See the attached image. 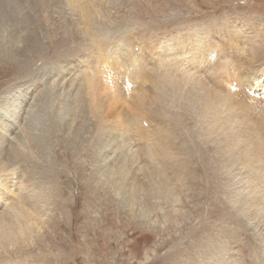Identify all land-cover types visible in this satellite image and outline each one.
Here are the masks:
<instances>
[{
    "label": "rangeland",
    "instance_id": "obj_1",
    "mask_svg": "<svg viewBox=\"0 0 264 264\" xmlns=\"http://www.w3.org/2000/svg\"><path fill=\"white\" fill-rule=\"evenodd\" d=\"M19 1L17 0L16 3L22 11L25 0ZM90 1H96L95 9L98 8L96 11L98 10L97 13H99L98 22L97 19L93 21V26L97 24L96 32L105 34L110 31L116 35L121 29L122 33L123 31L126 33L129 29L135 32L134 35L139 36L133 40L142 38L140 41L144 42L147 52L149 49L155 51V46L161 43L162 35L166 31L169 34L174 28L186 26L190 31L194 30V33L209 29L223 44L226 20L234 22L239 20L251 27L256 26L251 29L252 34L242 38V41L247 42L257 33L256 40L261 38L260 44H264V0ZM52 6L57 7L61 14L55 13L54 19L46 18L47 22L43 21L46 24L44 23L41 34L42 47L37 46L32 51H26V58L22 55L25 48H20L17 56L0 59V99L10 101L3 111L7 109L11 115L10 118L14 117L16 126L13 125L11 129L17 131L15 134L13 130L10 141H4L5 139H2L0 135V162L6 161V169H10L9 174L14 183L17 180L21 181L17 185L19 191L16 192L17 189H15L12 195L21 194L19 200L23 205L27 207L35 205L38 212L44 215L41 218L44 221L41 232L28 236L27 244H15L9 250L0 248V264H255V262L263 264L264 246L261 244L262 236L260 235L264 233V215L256 216V214L244 212L242 214L230 201L234 191H237L238 196H242L241 189L248 179V172L246 173L245 170L238 172L230 168L233 156L230 161L228 156L232 154L225 158L222 151L211 144L212 141L207 132L208 125L201 129L200 122L197 123L196 119L192 118L193 111H188L185 106H170L168 109L164 108L162 112L156 111L161 113L158 117L153 109L147 110L144 106L141 107V111L139 106L134 105L135 107L131 108L132 111L134 110L132 112L129 104L134 100L124 98V94L118 90V94L115 93L116 100L112 111L108 113L111 118L105 122L104 105L110 101L109 96L112 94L108 89H103L105 86H102L103 83L100 81L98 82L102 85H98V82L95 84V90H99L98 97L103 105L99 113L93 111L91 97L85 92L86 98L82 100V104H78L76 95L81 92L80 78L77 79L80 84L75 82L76 84L70 85L69 82L74 72L70 65H74L75 62L72 61L74 59L76 61L80 56H74L77 50L71 47L73 41H77L79 46L82 45L81 48L84 43L92 44V42L86 40L81 44V37L87 29L86 23L81 17L75 15L76 13L72 12L66 3L63 4V1H60ZM54 8L43 7L41 12H36V15L42 13L44 9L53 10ZM248 19L252 21L248 22ZM25 21L17 20L20 30L25 29L21 24ZM36 21L39 20L36 19ZM52 23H54L53 26ZM4 24L0 28V47L6 48L5 45H8L7 49H12V46H25L24 38L27 32H19L16 35L13 30L10 31L11 22L5 20ZM49 26L51 29L47 31ZM67 26L71 28L68 29ZM67 30L72 31V36ZM189 35L191 34H184V36ZM50 37L59 42L55 48L49 47ZM66 38L71 40L64 42ZM188 41L197 43L195 40ZM67 49H72V52L67 54ZM49 54L50 58H48ZM58 54L63 56H56ZM236 54L235 52L234 55ZM159 69L161 71L163 68ZM42 95L43 98H41ZM259 99L264 102V99ZM55 102L60 103L62 108ZM67 102L74 104L71 106ZM53 104H56L55 107ZM184 108L186 110L183 120L184 122L186 120L187 125L189 124L186 127L191 133L199 130L198 139L200 131L204 130L207 141L210 140L209 144L204 140L203 146L196 145L193 136L187 137L191 133L171 131L174 126L171 120L177 123L179 129L183 127L175 119H171V113L181 112ZM119 110L124 117L131 118L130 114H134L141 119H146L151 126L147 128L149 131H153L154 128L159 131L153 132L147 140L137 135L135 138L134 131H125V133L119 131L121 129V121L117 116ZM84 112L87 114L85 115ZM146 112L152 115L151 119L146 118ZM77 113H80L79 116L82 114L80 118ZM111 113H113L112 116ZM160 124L163 130L159 129ZM23 132L35 134L39 144L37 143V147L33 149L34 152L31 150L13 162L7 161L10 145L12 143L18 145L17 136L22 135ZM130 134L132 136L134 134L133 141H135L133 142L131 137V141L129 140L130 147L134 148H127V150H134L135 154L139 153L137 155L143 160L139 158L123 163L118 156L127 159L126 152L124 154L123 149L120 145H115V142H123L124 136ZM4 136L7 137V135ZM185 142L188 144H184ZM144 143H149L151 147L162 144L165 149L174 152H177L178 148L181 155L186 158L184 162L189 163L191 159L193 160L189 164L177 165L176 163L180 161V158H177L175 165L182 171L172 172L166 167L162 168L157 160L154 164L148 159L149 156L139 148ZM182 147L186 156L182 153ZM113 148L117 151L116 157L112 155ZM240 153L234 152V156L242 158ZM3 162L0 163L2 172ZM124 166L129 168L130 174L127 171L123 173ZM2 172L0 176L3 175ZM250 177L253 178V175ZM181 179L182 187L173 185ZM126 180H130L131 183ZM153 184L158 185V190ZM249 184L250 179L247 182V185ZM245 190L248 191V188ZM244 193L248 194L245 191ZM16 199L18 200V196ZM152 202L155 204L154 207ZM142 203L147 204L148 208H154L150 212L154 222L146 223L141 218L142 215L140 217L137 215L138 211L143 215L147 212V208ZM262 206L263 204L260 205ZM263 238L262 241H264ZM236 249L242 253L236 255ZM222 258H224L223 261Z\"/></svg>",
    "mask_w": 264,
    "mask_h": 264
},
{
    "label": "bare ground",
    "instance_id": "obj_2",
    "mask_svg": "<svg viewBox=\"0 0 264 264\" xmlns=\"http://www.w3.org/2000/svg\"><path fill=\"white\" fill-rule=\"evenodd\" d=\"M60 1L61 2L63 1V4L66 3L68 8L72 12L76 13L75 15H77L78 17H81L86 23L87 29L83 32V36L81 35L82 42L81 40L79 42H81V44L84 43L86 40H88L89 42H92V44L84 43L83 47L81 48L82 45L79 46V43L77 41H73V44H72L73 46L71 47L73 50H77V52L73 55L76 57L80 56V57H77L76 61L75 59L72 61V62H75L74 65H70L71 68H73L74 70L72 75H76V76H72V75L70 76L71 77L70 82H69L70 85L76 84L75 82L79 83L77 81L78 78H80V81H81V85H80L81 92L77 93L76 102L78 104H82L83 102L82 100L86 98V96L84 95V92L89 94L91 97V101H92L93 111H96V113L98 114L99 110L103 107V105L100 101V98L98 97L99 90L98 91L95 90V84L96 82L100 81L103 83V85L101 83L100 84L102 86H105V88L101 86L99 87L106 89V90L108 89L110 93L112 94L111 96H109L110 101H107V103L104 105L105 109L103 110V113L105 115V118H104L105 122H107L111 118L108 115V113L112 111L113 104L116 100L115 95L118 94V90H120V92L124 94V98L134 100V102L129 104L130 110L131 108L135 107L134 105H137L140 108L144 106L146 107L147 110L153 109L156 113V111L162 112L164 108L168 109L170 106L172 107L185 106V108L188 111H193L194 116L192 118H195L197 123L199 122L201 123V124L199 123V127L201 129H203V127H206L208 125L207 132L212 141L211 144H213L214 147L216 146L218 149H220L223 155H225V158L229 154H232L228 156L229 161L231 157L233 156L230 161L231 162L230 168L231 169L234 168L238 172H242L243 170H245L246 173L248 172V175H247L248 179L246 176L247 181H245V183L242 186L243 188L241 189L243 190L242 196H238V194L236 193L237 191H234V194L232 195V197H230L231 198L230 201L232 202V205L234 206V208L237 206L238 210L241 213L244 212L246 214H253V215L256 214V216L257 215L263 216L264 215V102L260 101L259 98L264 99V81H263L264 80V44L262 45L260 44L261 43L260 37L258 41L256 40L258 36L257 33L255 36H252L247 42L242 41V38H247L252 34L251 29H253L256 26L251 27L249 24L245 22H240L239 20H236V22H234L233 20L232 21L226 20V22L224 21L225 22L224 24L225 33L223 37L225 38V42L224 40L222 41L224 42L223 44L225 46L222 44V42L217 40L218 36L216 37V35L212 34L211 30L209 29H207L206 31H201L200 32L201 34H200L198 33L197 30H196L197 33H194V30L193 32L190 31L189 27L187 26L185 28H174L172 32L170 33L168 32L169 34H167L166 33L167 31H166L162 35V39L160 40L161 43H159L158 46L154 45L155 51H152L151 49H149V52H147L144 42L140 41L142 40V38L138 39L137 41L133 40L134 38L139 37V36H136L138 34L134 35L133 33L135 32H132L129 29L128 30L125 29L127 31L126 33L125 31H123L122 33L121 32L122 29H121V31H119L120 33L116 35H114L115 33L114 34L112 32L110 33V31L109 33H105V34H99V32H96L97 24L93 26V21L95 22V19H97V22H98V14H99L97 13L98 10L96 11V9L98 8L95 9L96 1L93 2L90 0H48V1L25 0V3L23 1L22 11H21L19 5L16 3L17 0H0V28L5 25L4 21L6 20V21L11 22L10 31L13 30L16 33V35L19 34V32L21 33L27 32L25 34L26 35L25 38L23 35L25 46H22V47L12 46V49H7L9 48L8 45H5L6 48L0 47V59L8 57V56H11V57L17 56L20 53V48H25V52L22 54L25 57L27 55L26 51H32L37 46L42 47L40 45L42 41L41 34L46 24L43 21L46 18H48L49 20L54 19L53 14L55 13L61 14V11L56 9L57 7L54 8L52 6V4H57ZM101 2H103V0H101ZM38 5L39 6L41 5V7H38ZM60 6H61V3H60ZM43 7L44 8L51 7L54 9L53 10L44 9V11L42 12L43 14L39 13L38 15H36V12H41ZM52 11H54V13ZM20 14H21V18H19ZM10 19L12 21H10ZM36 19H38L39 21H36ZM17 20H21V21L26 20L24 23H21V24H23V26L27 30L22 28L24 29V31H21L22 29L20 30ZM228 20H231V19H228ZM45 21L47 22V20ZM75 21L77 23V20ZM251 21L252 19H248V22H251ZM88 22L90 24H88ZM53 25L54 23H52V26ZM64 28H66V26ZM67 28L69 29L71 27L67 26ZM50 29H51V26L47 27V31H50ZM213 30L215 31V29ZM76 31H77V28H76ZM71 32L68 31V33L72 36ZM184 34H191V35L184 36ZM110 35L114 36L115 38L114 37L110 38L109 37ZM126 38H129L131 41ZM69 40H71V38H66L64 42H67ZM188 40L190 41L195 40V42L197 43H191ZM57 43L59 42H57L53 37H50V41H49L50 45L48 44L50 48H55ZM72 49H67L68 50L67 54H70L72 52ZM235 52L237 53L236 55H234ZM56 56L62 57L63 55L58 54ZM50 57L51 56L49 54L48 58ZM66 59H69V58H66ZM84 66H86V68H84ZM160 67L163 68L161 71L159 69ZM247 77H248V80L246 81ZM100 84L98 82V85ZM41 86L43 87L42 84ZM73 89H74V86H73ZM104 95L107 96V94L105 93ZM41 98H43V95ZM70 102H67V103H70ZM124 102L125 101H123V103ZM73 104L74 103H72V105ZM55 105L53 104L54 107ZM58 105L60 106L61 104L59 103ZM81 108L83 109V107ZM185 108L181 112H174V114L173 112L171 113V119H175L180 125L183 126L182 128L179 129L177 123L171 120L174 123V126L171 124L173 126V129L171 128L172 132L173 130L174 131L179 130V131H183L186 133H191L190 129L186 127L187 125L186 120L185 122L183 120L185 119L184 118V113L186 110ZM141 111H142V108H141ZM78 112H80L79 109H78ZM132 112H134V110ZM147 112L145 113L146 118L151 119L152 115ZM0 113H1L0 135L2 139H5L4 141H10V136L14 130V129L12 130L11 127H13V125L16 126L15 121L13 119L14 117L10 118L11 115L9 114V111L7 109H5V111L0 112ZM113 113H115V110H113ZM113 113H111V116L113 115ZM78 114L80 113H77V115ZM156 114H157V117L161 115V113H156ZM130 115H131V118L124 117L121 111L119 110L118 115H117L121 121V129H119V131L124 132V133L125 131H129V132L134 131L135 138H137L136 137L137 135L145 140L150 138L153 132L159 131V130L157 131V129L155 128L153 129V131H149L148 129L151 126H150V123L146 119H141V117L138 115H135V116L134 114H130ZM62 116L64 117V115ZM80 116L78 115L79 118ZM74 119L76 120V118ZM101 124H103V122ZM161 125L162 124H160L159 129L163 130V127ZM3 132H5L4 135H7V137L3 135ZM16 132L17 131L14 130L15 134ZM198 132L199 130L189 134L187 137L193 136L195 138L194 144L196 145L203 146L202 142L204 140H206V143L209 144L210 140L207 141V136H206L205 131L204 130L200 131L199 139L197 137ZM130 137L132 138V141H133L134 134L133 136L132 134H130V135L124 136L123 142H115V145L117 146L120 145V148L123 149L124 154L126 152L127 159L123 158V156H120V155L118 156V158L121 157L119 160L122 161L123 163L141 158V156L137 155L139 153L135 154L134 150H131V151L127 150V148L129 149L134 148V147H130L131 145V143L129 142ZM17 138L19 141L18 145L12 143L8 149V152H7L8 157L6 158V160L9 162H13L19 159L20 156H25L26 154H28L26 152L28 151L30 152L31 150L33 151V149L37 147V143L39 144L38 138L32 132L31 133L23 132V134L20 136H17ZM184 144H188V142H185ZM183 147H182V153L185 154L186 152L183 149ZM139 148L144 152V154L149 156L148 159L153 161L154 164H156V160H157L158 162H160V166L162 168L166 167L170 169L172 172L182 171L178 169L175 165L177 158H180V161H183V162L179 161V163H176L177 165H179L180 163L189 164L193 160L191 159V162L189 163H187L188 161L184 162L186 158H184L181 155L178 148L176 149L177 152H174L172 150L165 149L162 144H158V145L151 147L149 143H144ZM116 152L117 151H115V148H113L112 155H114V157H116L115 156ZM234 152L235 153L241 152L240 155H242V158H238L237 156H234ZM142 157L144 156L142 155ZM1 162L3 161L1 160ZM5 164H6V161L3 162V172L1 170L2 168L0 169L1 172L3 173V175L0 176V208H1V211H0V248L1 249L7 248V250H9L11 246L15 244H18V243L19 244L21 243V245L27 244L26 238L28 236H30L31 234L35 232H41L42 227L44 225V221H42L41 218L44 215L38 212V209L35 208V205H33L32 207H27L23 205L22 202H20L19 198L21 197L20 196L21 194L16 193V192L19 191V189H17L18 187L17 185L21 181L17 180V182L15 181L14 183L11 180V176L9 174L10 169H6ZM23 166L25 167L24 164ZM122 168H123V173L127 171L130 174V170L128 167L124 166ZM249 175L250 176L253 175V178H251ZM121 177L123 178V175ZM139 178L142 179L141 177ZM249 179H250V184L247 185V182L249 181ZM128 181L130 182V180ZM182 182L183 181L181 179V180H178L177 183H174L173 185L181 186ZM153 185L156 189L158 188L157 184H153ZM189 186H191V184H189ZM246 188H248V191L245 190ZM15 189H17L15 193L18 196V200L16 199L17 198L16 195H12ZM241 190H240V193L242 192ZM244 191L248 194H245ZM152 204L154 207L155 204L153 202ZM261 204H263L262 207H260ZM143 206L147 208L148 213L145 212L143 215L138 211L139 214L137 215L139 217L142 215L143 217L141 218H143L144 222L146 223L154 222V218L152 219V216H150V212L154 208L153 207L148 208L147 204H144ZM135 211L137 212V210ZM260 236H262L263 238L264 233L263 235L261 234ZM262 238H260V241H261V244L264 246V241H262ZM3 252H5V250ZM235 252H236V255L238 253H242V252H239L238 249H236ZM262 256L264 259V254ZM223 259L224 258H222V261ZM262 263L264 264V262Z\"/></svg>",
    "mask_w": 264,
    "mask_h": 264
},
{
    "label": "snow or ice",
    "instance_id": "obj_3",
    "mask_svg": "<svg viewBox=\"0 0 264 264\" xmlns=\"http://www.w3.org/2000/svg\"><path fill=\"white\" fill-rule=\"evenodd\" d=\"M10 104V101L0 99V112H3L4 108Z\"/></svg>",
    "mask_w": 264,
    "mask_h": 264
}]
</instances>
